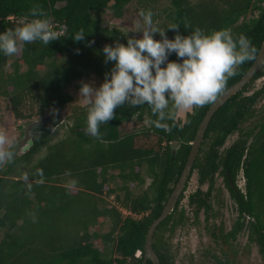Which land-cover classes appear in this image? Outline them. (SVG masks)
<instances>
[{
  "label": "trees",
  "instance_id": "16d2710c",
  "mask_svg": "<svg viewBox=\"0 0 264 264\" xmlns=\"http://www.w3.org/2000/svg\"><path fill=\"white\" fill-rule=\"evenodd\" d=\"M132 1L136 0H0V32L32 19L30 10L38 7L60 37L49 45L22 44L13 56L0 54V97L9 101L16 121L30 122L63 110L73 101L66 89L77 80L94 74L103 82L113 67L105 62L103 46L126 43L128 38L122 28L106 25L103 15L110 9L121 18ZM137 1L153 16L155 8L164 13L170 39L177 30L191 35L196 29L204 33L227 29L234 38L250 39L254 58L237 66L224 90L246 74L261 48L264 0ZM174 25L177 30L168 29ZM81 29L85 39L74 41L72 36ZM177 59L175 53L169 56ZM263 76L264 64L213 115L193 166L199 184H207L209 190L198 188L190 203L196 204L195 213L199 209L208 213L216 174H222L238 212L232 232L224 236L235 238L247 218L248 244L256 243L264 260V114L254 127L244 126L253 117L257 100L264 97V82L249 94ZM211 104L196 106L185 124L176 120L177 110L172 109V119L164 121L170 130L151 124L157 117L147 104L123 106L100 125L98 138L86 132L89 106L82 107L25 152L11 147L12 157L0 162V264H142L149 226L168 201ZM135 117L147 120L148 126L122 134L120 126ZM234 133L237 140L224 146ZM174 141L178 147L172 146ZM239 172L246 180L244 192L235 184ZM144 175L151 181L137 193L134 188L146 183ZM112 194L131 214L124 216L111 204ZM183 196L154 234L153 248L162 264H175L164 237L186 220L179 209ZM96 241L101 247L95 246ZM137 250L142 252L140 258L135 256Z\"/></svg>",
  "mask_w": 264,
  "mask_h": 264
},
{
  "label": "clouds",
  "instance_id": "9594fccd",
  "mask_svg": "<svg viewBox=\"0 0 264 264\" xmlns=\"http://www.w3.org/2000/svg\"><path fill=\"white\" fill-rule=\"evenodd\" d=\"M30 15L32 19L25 18L13 29L0 32V54L13 56L19 53L22 44L40 41L49 45L60 39L42 9L34 7ZM140 15L143 24L135 31L139 37L127 35L126 43L116 41L103 46L105 62L113 65L103 82L98 87L92 82H82L79 88V98L89 106L86 132L93 137L100 136V125L113 119L115 110L123 106L135 108L147 104L157 117L151 124L170 130L164 121L172 119V109L214 102L228 78L236 74L237 66L254 58L256 49L246 36L234 38L227 29L211 33L196 29L191 35H182L178 25H174L168 28L177 30L170 39L165 30L154 24L151 11ZM157 33L160 39L155 38ZM72 39L84 40V30L76 32ZM173 53L177 60H169ZM13 146L0 131V162L12 157L9 149Z\"/></svg>",
  "mask_w": 264,
  "mask_h": 264
},
{
  "label": "rangeland",
  "instance_id": "374dc122",
  "mask_svg": "<svg viewBox=\"0 0 264 264\" xmlns=\"http://www.w3.org/2000/svg\"><path fill=\"white\" fill-rule=\"evenodd\" d=\"M155 11L156 12L154 16L156 17L153 16V22L161 29V31H164V25L167 23L165 15L164 13L159 12L157 8H155ZM141 12H144V5L136 0L127 5L121 18H117L113 14V11L108 9L103 15V20L104 23L110 27L122 28L127 35H135L139 37L140 34L135 33V31L140 25L143 24V20L140 15ZM257 14L258 12L256 11L255 15ZM250 16L251 12L248 18ZM158 34L159 33L155 34L156 39H158ZM82 82H92L97 87L102 83V81L94 74L77 80L66 89V91L72 95L73 101L60 112L49 111L46 114L59 115L63 117L64 122H66V120L75 112V110L78 108L87 107L88 105L83 103V98H79V88ZM263 82L264 77L257 79L249 94H252L256 89L260 88ZM263 114L264 97H261L255 104L253 117L244 122L245 129L252 128V126L256 124L257 120ZM40 118L41 117L35 118L30 122L16 121L9 101L3 97H0V131H3L7 135L19 153L22 152V148L26 144L25 132L28 125L33 121L39 120ZM148 124L149 122L147 120L138 121V119L135 117L132 121L123 123L120 126V132L125 134L135 130L138 131L148 126ZM64 131L65 128L60 131V134H63ZM235 140H237V133H234L226 139V146H230ZM172 146L178 147L177 141H174ZM5 147L8 148L9 146L5 145ZM144 178L146 183L141 187H135V192L140 193L149 185L151 181L149 176L144 175ZM64 183L69 184V181L66 180ZM214 183L215 186L210 197L211 211L210 218L208 219L209 225L205 227L206 224H204L203 221H207V218L205 219L206 214L202 212L200 215H195V209L189 204V197L191 193L198 188L202 191H205L207 189V184H199L196 170H194L193 174L191 175L187 188L184 192L183 199L179 206V209L184 211L186 222L189 224H186V226L181 230L177 229V231L174 232H166L164 237V239L169 244L170 252L173 256V259H175V264H203L204 259L201 256L205 251L204 248H212V253L220 254L218 253L220 252L218 249L219 244L213 241L214 237L211 235V232L213 233L214 231V233H217L219 228L222 226L224 230H230L237 221L238 212L236 209V204L230 197L229 192L224 185L223 175L217 173ZM235 184L239 189H241V191H245L246 180L242 172L238 173ZM108 200L111 202V204H116L118 207H120L124 216L131 214L129 209L122 207L121 204H118L115 201L114 194L110 195ZM247 223L248 219L246 218L243 229L237 233V264H264V260L262 259L261 253L259 251V246L254 242L248 244L249 231L246 227ZM109 227L110 224L107 222V228ZM215 243H217V246ZM95 246L101 247L97 241L95 242Z\"/></svg>",
  "mask_w": 264,
  "mask_h": 264
},
{
  "label": "water",
  "instance_id": "95a60500",
  "mask_svg": "<svg viewBox=\"0 0 264 264\" xmlns=\"http://www.w3.org/2000/svg\"><path fill=\"white\" fill-rule=\"evenodd\" d=\"M252 7V6H251ZM251 11V8L249 10V13ZM248 13V15H249ZM264 62V39L261 44V48L258 52V55L255 59V61L250 66L249 70L246 72V74L236 83H234L232 86H230L228 89L223 91L218 98L212 102V104L209 106L208 110L206 111L203 119L201 120L198 129L196 131V135L191 142V149L189 151L186 163L184 165V168L182 170L181 175L178 178L177 183L173 187V190L171 194L169 195L168 201L166 202L161 214L159 217H157L152 224L149 226V229L146 234L145 244H144V256L142 264H148V261H152L153 264H162L156 251L153 248V240H154V234L159 226V224L164 221L174 210L178 199L180 198L181 194L183 193L185 186L187 184V181L189 180L194 162L197 158V155L199 153L200 147L202 145L205 132L207 130V127L213 117V115L216 113V111L233 95H235L238 91L243 89L247 83L251 81V79L254 77V75L258 72V70L261 68L262 64ZM195 110V107L188 108V109H179L176 111V120H181L183 124L187 122L188 114H193ZM64 122V118L59 115H52V114H46L42 116L39 120L31 122L25 132L26 138L25 142L26 144L22 148V152H25L28 150L37 139H45L48 136H50L55 129L61 125Z\"/></svg>",
  "mask_w": 264,
  "mask_h": 264
},
{
  "label": "flooded vegetation",
  "instance_id": "af4514ba",
  "mask_svg": "<svg viewBox=\"0 0 264 264\" xmlns=\"http://www.w3.org/2000/svg\"><path fill=\"white\" fill-rule=\"evenodd\" d=\"M251 12V11H250ZM250 14V13H249ZM249 16V15H248ZM263 64H264V62H263ZM264 77V76H263ZM253 79V78H252ZM251 79V80H252ZM248 84V83H247ZM246 84V85H247ZM245 85V86H246ZM232 86V85H231ZM229 88V87H228ZM227 88V89H228ZM242 90V89H241ZM257 90V89H256ZM255 90V91H256ZM225 91V90H224ZM254 91V92H255ZM195 111H196V107H195V110H194V113H195ZM189 115V114H188ZM224 146H226V144L224 145ZM226 147H229V146H226ZM193 171H194V169L192 170V173H191V175L193 174ZM217 175V174H216ZM236 177H237V175H236ZM190 178H191V176H190ZM190 178H189V180H190ZM189 180L187 181V184H186V186H185V189H184V191H183V193L185 192V190H186V188H187V185H188V183H189ZM215 180H216V178H215ZM223 181H224V185H225V187H226V189L228 190V192H229V189H228V187L226 186V184H225V179H224V177H223ZM231 184L233 185V183L231 182ZM214 186H215V183H214ZM209 190V186L207 185V189L204 191V192H207ZM198 193V189H196L194 192H192L191 193V195H190V197L192 196V195H196ZM229 195H230V192H229ZM189 197V198H190ZM231 197V196H230ZM181 203V202H180ZM189 204H190V206H192L194 209H197V207H196V204H191L190 203V199H189ZM236 204V203H235ZM182 210V209H181ZM211 211V210H210ZM210 211L207 213V212H205V210L204 209H202V210H198V212H196L195 213V215H200V213H204V214H206V217H205V219L207 220V221H203L204 222V224H206L205 225V227L206 226H208L209 225V221H208V219L210 218ZM191 222V221H190ZM186 224H189L188 222H186V220H185V222L184 223H180V224H177V225H174V230H173V232L174 231H177V229L178 230H181L182 228H184L185 226H186ZM194 225V224H193ZM172 226V225H171ZM215 227V226H214ZM234 227V226H233ZM233 227L230 229V230H224L223 229V226L222 227H220L219 228V230H218V232L215 234V235H217L216 237H214V231H213V233L211 232V235L214 237L213 238V241L214 242H217L218 244H219V247H218V249H219V251L220 252H218V253H220V254H216V253H212L211 251H212V248H210V249H207V248H204V253H202V256L201 257H203V259H204V262H203V264H237V245H236V241H237V234H236V237L235 238H232L231 236L230 237H225L224 235H227L228 236V234L229 233H231L232 232V230H233ZM219 234H221V235H223L224 237H221ZM228 241V242H227ZM217 243H215L216 244V246H217ZM229 244V246L227 245V244ZM155 250V249H154ZM208 250V251H207ZM231 250L233 251V252H231ZM156 251V250H155ZM156 253H157V251H156ZM157 255H158V253H157ZM159 257V256H158ZM194 257V256H193ZM192 257V258H193ZM160 259V258H159ZM161 261V260H160ZM174 262H175V259H174Z\"/></svg>",
  "mask_w": 264,
  "mask_h": 264
},
{
  "label": "built area",
  "instance_id": "2783aa9c",
  "mask_svg": "<svg viewBox=\"0 0 264 264\" xmlns=\"http://www.w3.org/2000/svg\"><path fill=\"white\" fill-rule=\"evenodd\" d=\"M135 256H136L137 258H140V257L142 256V252H141V250H137L136 253H135Z\"/></svg>",
  "mask_w": 264,
  "mask_h": 264
}]
</instances>
